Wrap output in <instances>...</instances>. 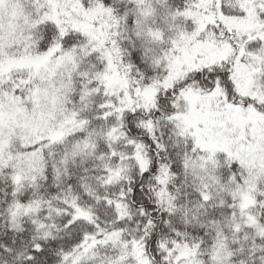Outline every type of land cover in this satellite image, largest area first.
<instances>
[{
    "label": "snow or ice",
    "instance_id": "snow-or-ice-1",
    "mask_svg": "<svg viewBox=\"0 0 264 264\" xmlns=\"http://www.w3.org/2000/svg\"><path fill=\"white\" fill-rule=\"evenodd\" d=\"M0 264H264V0H0Z\"/></svg>",
    "mask_w": 264,
    "mask_h": 264
}]
</instances>
